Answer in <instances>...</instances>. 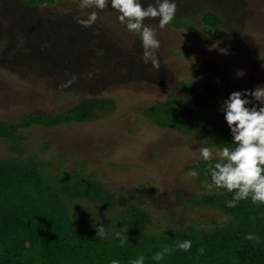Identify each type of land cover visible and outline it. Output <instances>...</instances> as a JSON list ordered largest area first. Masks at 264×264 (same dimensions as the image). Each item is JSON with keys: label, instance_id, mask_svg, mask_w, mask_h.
<instances>
[{"label": "rangeland", "instance_id": "1", "mask_svg": "<svg viewBox=\"0 0 264 264\" xmlns=\"http://www.w3.org/2000/svg\"><path fill=\"white\" fill-rule=\"evenodd\" d=\"M28 1L0 0V121L57 114L93 96H105L106 107L93 121L21 127L19 142L0 136V157L33 158L57 179L76 171L99 178L151 215L152 232L230 222L216 208L189 205L219 193L206 188L211 178L199 149L235 147L223 101L264 85V0H175V17L164 29L159 18H146L160 41L159 69L143 62L139 34L120 23L110 0L104 10L81 9L79 0ZM153 2L141 0L145 7ZM92 11L98 19L89 28L74 20ZM207 12L217 17L204 20ZM73 75L77 81L61 89ZM175 103L188 105L180 129L161 127L149 115L160 117ZM162 122L178 125L177 117ZM70 207L83 220L114 215L85 199Z\"/></svg>", "mask_w": 264, "mask_h": 264}, {"label": "trees", "instance_id": "2", "mask_svg": "<svg viewBox=\"0 0 264 264\" xmlns=\"http://www.w3.org/2000/svg\"><path fill=\"white\" fill-rule=\"evenodd\" d=\"M55 1L28 2L38 5ZM215 17L207 12L204 20L212 21ZM106 99L86 97L57 114L30 113L20 116L17 122L1 120L0 136L19 142L24 138L18 133L21 127L32 124L53 127L96 120L106 107ZM170 100L169 97L163 104ZM187 106L175 103V107L163 110L160 117L152 112L149 115L161 127L180 129L182 109ZM173 117H177L178 125L162 122ZM42 171V163L33 158L0 157V264H112L113 260L132 264L139 256H144V264H264V205L253 204L250 198L230 208L226 203L233 193L216 190L218 194L203 195L189 206L216 208L230 216V222L212 230L186 226L152 232L151 215L127 196L110 191L101 179L80 171L74 173L72 180L70 176L57 179L55 173L46 175ZM74 199L98 203L103 209L113 210L114 215L101 217L96 213L92 218L80 219L70 207ZM122 205L128 207L121 210ZM82 210L85 214L92 213L91 209ZM101 223L106 228L105 239L96 236ZM116 232L127 237L123 246ZM249 233L257 235L259 243L247 240ZM185 240L192 241L191 249L186 252L176 248L178 242ZM164 248L172 251L161 261L153 260L154 253ZM200 248L204 250L202 254Z\"/></svg>", "mask_w": 264, "mask_h": 264}, {"label": "clouds", "instance_id": "3", "mask_svg": "<svg viewBox=\"0 0 264 264\" xmlns=\"http://www.w3.org/2000/svg\"><path fill=\"white\" fill-rule=\"evenodd\" d=\"M110 3L111 8L120 13L118 17L120 23L125 24L128 31L139 34L143 46V62L151 63L154 68L159 69L157 51L161 46L160 41L156 38L155 29L146 25L144 21L146 18H159V28L164 29L175 17L177 11L175 0H154L146 7L142 5L141 0H110ZM108 5L109 0H79L81 9L104 10ZM97 19V11H92L87 18L74 17L76 23L85 29L92 26ZM43 47H47V44ZM86 75L91 78L93 74L89 72ZM76 81L77 77L73 75L71 79L61 84L60 88H68ZM221 111L224 113L235 147L199 149L202 159L208 162L205 175H210L211 178L206 188L209 191L224 189L228 193H233V198L226 203L230 208L236 207L240 201L248 198L253 204L264 205V85H257L255 90L233 91L223 101ZM190 175L196 177L198 173L192 171ZM115 235L123 246L127 237L122 236L121 232H116ZM96 236L100 239L107 236L102 223L96 228ZM245 238L259 243V237L253 233L247 234ZM191 247V240L178 242L176 245V248L185 252ZM171 251L172 249L164 248L154 253L152 259L161 261ZM198 251L202 254L204 250L200 248ZM144 259V256H139L132 264H144ZM112 264H119V261L113 260Z\"/></svg>", "mask_w": 264, "mask_h": 264}]
</instances>
